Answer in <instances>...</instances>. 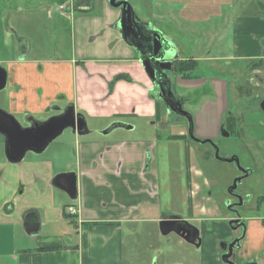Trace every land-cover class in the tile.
I'll return each mask as SVG.
<instances>
[{
  "label": "crops",
  "instance_id": "0c3cea01",
  "mask_svg": "<svg viewBox=\"0 0 264 264\" xmlns=\"http://www.w3.org/2000/svg\"><path fill=\"white\" fill-rule=\"evenodd\" d=\"M3 1L0 0V51L3 55L0 60L10 65V71L6 70V85L10 87V111L17 109L21 114L28 112L32 115L35 112L43 113L59 96L61 101L72 102L85 120L92 117L108 120L99 126L101 131H108L104 135L111 133L113 129L109 128L120 122L116 119L121 117L152 119L158 100L152 96V85L139 63L136 50L115 27L118 10H115L112 18L105 17L97 27L105 30L98 43L101 50L104 44L112 40L107 46L109 54L115 49L124 51L120 60L115 59L117 62L109 65V57L98 56L96 52H84L81 55L79 51L76 56L73 50L69 57L57 50V57L35 61L28 58L29 44L28 49L20 47L17 38L14 39L16 35L8 30V17L6 19L4 11L13 0H5L8 7L3 5ZM47 1H51L50 4L58 12L66 5L56 0ZM229 4L231 7L237 5L232 22L235 55L259 58L262 66L264 0H233ZM78 8L85 9L87 6L79 3ZM103 30L99 33H103ZM93 40L90 44H96ZM173 45L180 58V49ZM260 66H254L253 69L257 71L261 69ZM63 67L69 68L67 75L63 73ZM176 79L177 85L209 87L201 93L191 111L194 134L201 139L217 138L220 123L227 111L225 80L198 77L182 79L179 76ZM237 89L240 94V87ZM178 119L172 118L168 124L161 121L162 130L168 129L170 133L164 139L157 135V141L124 140L108 136L99 139L90 135L97 129H90L91 132L84 136L67 130L68 136L63 134V137L49 144L47 148L51 151L46 155L47 149L44 154L26 153L36 155V159H26L25 156V160L19 163H9L3 153L4 157L0 158V264H121L125 232L131 233L139 226L143 227L144 223L156 225L158 214L154 210L155 206L162 204L160 208H173L175 204L171 202L178 200L186 203L183 169L186 162L190 165L191 180L201 177L199 163L193 156L194 148L184 138L169 139L171 135L186 138L188 134L187 124ZM111 120L114 122L107 126ZM131 125L132 129L124 130L137 128L135 124ZM263 137L261 143H264ZM158 139L162 140L158 142ZM173 140L185 142L182 151L184 160L176 173L180 185L176 183V188L172 190L174 196L161 200L157 192L160 189L159 175L164 180L169 176L171 180L173 174L169 168H159L167 167L168 158L164 155L167 152H160L157 145ZM260 149L263 152L264 145ZM212 152L205 151L201 156L208 160L211 154L214 156ZM66 171L76 173V203H71L74 200L51 183L55 174ZM192 192L194 208L202 210L204 197L198 196L200 192L196 184ZM70 206L78 211L70 213ZM149 212L151 215H147ZM24 221L27 225H24ZM20 226L23 227L21 231ZM143 263L142 260L139 264Z\"/></svg>",
  "mask_w": 264,
  "mask_h": 264
},
{
  "label": "rangeland",
  "instance_id": "374dc122",
  "mask_svg": "<svg viewBox=\"0 0 264 264\" xmlns=\"http://www.w3.org/2000/svg\"><path fill=\"white\" fill-rule=\"evenodd\" d=\"M56 1L59 3L67 2L63 10L58 12L50 4L51 1L48 2L47 0H13L9 4V7L8 2L3 1V5L8 7L4 11L6 19L8 17V30L16 35L14 39L22 37L28 42L30 48L28 54L29 59L35 61L53 59L57 57L55 55L57 50L61 51L60 53L67 57L71 55V50H73L76 56L77 51L81 55L84 52H96L98 56L103 55L111 58L109 65L117 62L115 61L116 58L121 59L124 53L123 50L115 49L111 54L107 52V46L113 42L112 40L104 44L103 50L98 45L105 33V30L102 28H97L98 25L104 21L105 17L112 18L115 15V10L117 11V9L109 5L108 0ZM127 1L132 5L135 13L144 21L159 29L162 33H166V36L180 49L179 59L195 57L193 59L197 63L191 72L194 77H198L199 79L221 78L225 80L227 111L224 117L228 113L234 114L240 121V130L236 131L237 134L230 133L228 136L220 135L217 138L208 139H211L216 144L219 155L222 158L236 155L239 158L241 166L250 167L252 173L245 178L244 184L251 185V187L255 186V193L261 192L258 187L259 183H264V152H260L259 150H261L260 148L263 149L264 145L263 142L261 143V138L264 136V113L259 109L258 102L262 97L264 98V62L260 66L261 69L259 68L255 71L252 70L254 68L253 65L259 61V58L237 57L235 55L233 49L234 27L232 22L237 12V5L230 6L229 1L233 2V0ZM79 3H83L87 8L79 9ZM101 30H103V33H99ZM97 33L99 35L96 36ZM92 40L96 44H90ZM2 56L0 51V58ZM0 64L8 72L10 71V65L6 64L5 61L0 60ZM129 64L131 63H125V65ZM62 71L67 75L69 68L63 67ZM256 73H258L260 80L255 77L254 74ZM176 85L174 91L177 95L184 97L183 110L191 114V122L194 130V119L191 111L198 97L201 96L202 92L208 90L209 87L202 86L196 88L197 86L187 87L183 84ZM239 87L241 90L240 94L237 89ZM9 90V85H6L0 91V108L14 115L22 125H25L26 121L24 120L23 114L18 112L17 109L15 111L9 110ZM37 98L39 99V96ZM64 103L57 96L55 101L51 102L49 106H61ZM159 105L163 107L161 101H159ZM21 108L24 109L25 107ZM48 113L35 112L33 115L36 119L43 120L48 117ZM142 119L138 120L132 116L116 119V121L129 123L130 125L135 124L137 128L130 131L121 128L113 129L109 135L102 134L99 127L108 120L92 117L86 120V124L89 129H97L92 131L90 135L99 139L103 138V136H108L109 138L124 140L142 141L145 139H154V141H157V135L164 139L170 133L168 129L162 130L161 121L157 120L155 115L151 120H145V117H142ZM164 119L167 120L166 117ZM178 120L179 122L186 123L188 128V118L179 116ZM113 122L114 120H111L107 126ZM156 131H158V134ZM68 132L65 130L64 135H62L68 136ZM195 137L197 136L195 135ZM162 139H158V142ZM184 139L194 148L193 156L201 164L202 176L195 180H201L204 173L205 179L207 178L211 183L210 190L214 194L212 198L217 200L220 197V192L224 191V186L237 175L238 172L235 164L233 162L229 163L224 160L215 159L212 154L206 160L201 154L205 151L212 152L213 149L209 143H198L191 139L188 134H186V138ZM184 144L185 142L183 141L173 140L165 144L157 145V149L160 152H167L164 155L168 158V160L166 159L168 162L167 167L160 166L159 168L161 169L162 167L166 170L169 168L171 174H173L171 180L168 179L169 176L164 180L160 177L161 174L159 175V195L161 200L165 197L171 198V192L176 188V183L180 185L177 182L179 177H177L176 173L181 169L184 160L182 152ZM3 145L4 139L0 135V158L4 157ZM49 150L51 151V149L47 148L46 153L44 151L41 154L45 153L46 155L50 152ZM28 154L25 155L26 159L37 158L36 155ZM25 156L23 160H25ZM206 190L204 189L201 194H205ZM76 201L70 202L76 203ZM173 203L175 206L173 208L167 207L166 211L170 212L174 210L186 213L185 202L178 200L171 202V204ZM160 207H162V204L157 207L155 206V210ZM147 215H151V213L149 212ZM21 228L23 227H19L20 231ZM157 231V226L154 223H144L143 227L139 226V229L130 231L136 234L131 235V233L125 232L123 238V260L121 264H139L142 260L144 263H150V257H153L154 252L153 246L158 243L160 248L164 247V243L158 237ZM152 262L153 260L151 264Z\"/></svg>",
  "mask_w": 264,
  "mask_h": 264
},
{
  "label": "flooded vegetation",
  "instance_id": "af4514ba",
  "mask_svg": "<svg viewBox=\"0 0 264 264\" xmlns=\"http://www.w3.org/2000/svg\"><path fill=\"white\" fill-rule=\"evenodd\" d=\"M65 3L67 2L65 1L62 4ZM128 4L131 8L123 15L124 25L127 26L129 21L133 23L134 20L135 23L137 22V26L127 29L126 34H128V39L125 41L136 50L139 59L140 57H149L156 40H159L163 45L160 51L168 49V45L162 42L163 38L167 39L166 35L159 29L148 24L147 21H144L135 13L129 2ZM116 9L118 10L115 23V27L117 28V24H119L122 17V9L118 7ZM135 16L137 20L132 18H135ZM117 30L119 29L117 28ZM154 33H159L160 37L156 38L153 36ZM17 42L20 47H28V42L25 38L17 37ZM178 60L181 59L178 57V59L172 61L169 70L155 66L156 80L151 87V93L158 102L161 101L163 103L164 108H160L162 112L159 120H163L162 122L165 124L171 123L169 122L172 119L171 117L179 118L178 114H176L177 112H172L166 117L167 120L164 119L163 116L167 109L166 104H170L171 109L176 110V101L178 100L183 108L184 97L177 95L174 91L176 76L182 78L175 71V63ZM254 75L260 80L258 73ZM160 88L163 89V92L160 91ZM169 90L172 91L171 95ZM263 99L262 97L258 102L260 110V102ZM70 106L74 107L72 102H65L61 106L52 105L46 108L45 113L49 112V117L59 114L62 109H67ZM74 111L80 112L75 107ZM30 115L32 114L25 112L23 114L24 120H27ZM229 115L233 114L226 115L220 125L223 123L224 128L229 133L230 129L235 130V132L240 130V121L235 115V119L232 122L230 121L232 126L229 125L226 120V117ZM32 116L34 117V115ZM27 124L26 121L25 125ZM220 135L219 129L218 137ZM259 151L262 152V150ZM199 168L201 169V164H199ZM235 168L238 172L237 175L224 186V191L220 192V197L214 200L212 198L214 194L210 190V181L207 178L205 179L204 173L201 180H191L190 165L186 162L183 167L187 195L186 213L174 210L168 212L166 211L167 208L154 209L158 214L156 223L158 229L157 234L162 239L164 247L160 248L158 243L156 245L153 244V257H150L151 261L153 260L152 264H264V183H259L258 188H260L261 192L255 193V186L251 187V185L244 184L245 178L252 173L251 168L248 166L243 167L247 169V173H242L236 164ZM194 184L199 188L200 195L198 196L204 197L202 210L194 208L195 200L192 195V187ZM204 189H207L205 194H201ZM157 192L159 195V191ZM161 221L163 223L160 229L159 223ZM151 261L150 263L143 264H151Z\"/></svg>",
  "mask_w": 264,
  "mask_h": 264
},
{
  "label": "water",
  "instance_id": "95a60500",
  "mask_svg": "<svg viewBox=\"0 0 264 264\" xmlns=\"http://www.w3.org/2000/svg\"><path fill=\"white\" fill-rule=\"evenodd\" d=\"M109 4L115 8L122 9V17L117 24V27L122 35L124 40H127V29L137 26V22L133 20V23H130L127 26L124 25L123 15L130 10V5L127 1L119 0H108ZM128 18H130L128 16ZM133 19H136L132 17ZM156 38L160 37L159 33H154ZM163 43L168 45V49L162 50L163 45L159 40L155 41V45L152 46V51L149 57L142 58L140 57L139 63L142 66L147 78L149 79L151 85H154L156 80V69L155 66L159 68L163 67L164 70L170 69V64L175 59H178V53L174 45L167 38H163ZM7 83V71L6 68L0 64V91L6 87ZM160 91L163 92V89L160 88ZM171 95L172 91L169 90ZM155 97V96H154ZM167 109L164 117H167L170 113H176L178 116H183L188 118V136L195 140L198 143H209L214 149V157L219 160H224L226 162H234L241 170L242 173H247V169H244L240 166L239 158L236 155H232L228 158H222L219 155L218 147L213 143L211 139L208 138H197L193 134V128L191 125V116L189 113L183 110L180 101H176V110L171 109L170 104H166ZM260 108L264 113V99L260 102ZM27 125H22L19 120L15 118L14 115L8 113L4 109L0 108V135L4 137V154L6 161L9 163H19L23 160L27 152H32L33 154L43 153L49 144L59 138L66 129H69L71 132L77 134L78 136H84L91 132L86 124L85 117L80 112H75L74 107L70 106L67 109H62L59 114L51 115L46 119L40 120L36 119L32 115L29 116L27 120ZM123 128V129H132V125L122 124L116 122L111 125L109 130L114 128ZM102 134H107L106 129L101 131ZM220 134L221 136H228L230 133L224 128L223 123L220 125ZM77 178L76 173L73 171L60 172L55 174L51 180V183L54 187L65 192L70 199L77 198ZM163 221H161L160 229ZM24 225H27V222L24 221ZM163 233V232H162Z\"/></svg>",
  "mask_w": 264,
  "mask_h": 264
},
{
  "label": "trees",
  "instance_id": "16d2710c",
  "mask_svg": "<svg viewBox=\"0 0 264 264\" xmlns=\"http://www.w3.org/2000/svg\"><path fill=\"white\" fill-rule=\"evenodd\" d=\"M196 63L197 61L196 60H193L191 58L189 59H181V60H178L176 63H175V71L177 73H179L181 75L182 78H194L193 75H191L193 69L195 68L196 66ZM261 64V60H259L257 63H254L253 66H260ZM160 105H159V102L157 101L156 103V111H155V117L157 119L160 118V115H161V109H160ZM235 119L234 115H229L226 117V120L227 122L229 123L230 126H232V121ZM231 121V122H230ZM230 129V128H229ZM230 133H235V130H231L230 129ZM182 138H185V136H182V135H171L169 136V139H182Z\"/></svg>",
  "mask_w": 264,
  "mask_h": 264
},
{
  "label": "built area",
  "instance_id": "2783aa9c",
  "mask_svg": "<svg viewBox=\"0 0 264 264\" xmlns=\"http://www.w3.org/2000/svg\"><path fill=\"white\" fill-rule=\"evenodd\" d=\"M68 211H69L70 213L74 214V213H76L78 210H77V208H75L74 206H70V207L68 208Z\"/></svg>",
  "mask_w": 264,
  "mask_h": 264
}]
</instances>
